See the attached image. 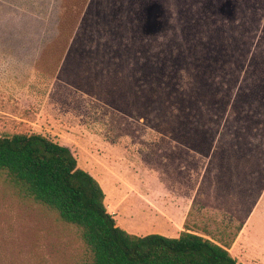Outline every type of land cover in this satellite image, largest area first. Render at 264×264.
<instances>
[{"label": "rangeland", "instance_id": "374dc122", "mask_svg": "<svg viewBox=\"0 0 264 264\" xmlns=\"http://www.w3.org/2000/svg\"><path fill=\"white\" fill-rule=\"evenodd\" d=\"M43 2L53 21L60 15V36H45L38 25L0 8V136L43 133L69 146L104 187L136 186L150 197L154 184L166 183L167 198L192 201L187 220L193 228L206 222L212 229L223 221L237 225L240 209L250 205L239 192L243 195V184L252 185L254 173L264 170L250 164L251 156L216 151V138L195 133L188 103H146L134 72L95 50L109 28L96 27L90 0H60L58 12L56 1ZM85 26L94 29L93 38L83 35ZM161 26L153 21L149 30L156 33ZM241 235L264 260V190L234 250ZM85 256L75 226L0 177V264H81Z\"/></svg>", "mask_w": 264, "mask_h": 264}, {"label": "trees", "instance_id": "16d2710c", "mask_svg": "<svg viewBox=\"0 0 264 264\" xmlns=\"http://www.w3.org/2000/svg\"><path fill=\"white\" fill-rule=\"evenodd\" d=\"M90 1L96 27L109 28L95 50L134 72L146 103H188L195 133L216 138V151L251 156L263 172L264 0H140L139 7L135 0ZM0 8L38 25L45 36L63 29L43 0H0ZM152 10L160 14L154 18ZM153 21L162 25L156 33L149 30ZM84 30L93 38L94 29ZM254 175L239 192L250 205L240 209L234 227L223 221L216 229L207 222L193 228L187 220L175 237L137 235L108 211L102 184L69 146L39 132L0 136V177L77 228L86 248L81 264H238L230 249L264 190V174Z\"/></svg>", "mask_w": 264, "mask_h": 264}, {"label": "crops", "instance_id": "0c3cea01", "mask_svg": "<svg viewBox=\"0 0 264 264\" xmlns=\"http://www.w3.org/2000/svg\"><path fill=\"white\" fill-rule=\"evenodd\" d=\"M103 188L106 193L105 203L108 211L114 215L120 226L137 235L158 233L169 237L178 236L184 229L189 212L193 208L192 201L188 204L183 199L177 198L173 201L167 198L165 194L171 186L162 182L154 184L150 197L141 193L136 186L132 189L126 185L118 186L116 183H109ZM238 239L240 240V234L236 241ZM236 241L230 251L237 258L238 264H249L247 259L249 255L257 258L256 261H250L252 264H264L259 254L251 249L253 247L247 245L244 235H241L242 243L234 250ZM242 244L245 249L241 248Z\"/></svg>", "mask_w": 264, "mask_h": 264}]
</instances>
